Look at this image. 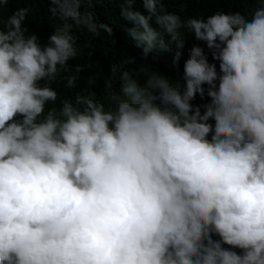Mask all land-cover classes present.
<instances>
[{
  "label": "clouds",
  "instance_id": "1",
  "mask_svg": "<svg viewBox=\"0 0 264 264\" xmlns=\"http://www.w3.org/2000/svg\"><path fill=\"white\" fill-rule=\"evenodd\" d=\"M26 2L0 0V264H264V0L250 18L187 20L170 0H119L145 56L164 34L182 49V29L206 47L179 79L113 65L109 109L91 95L48 107L76 31L113 33L92 11L100 0H45L47 44L25 26L29 7L4 17Z\"/></svg>",
  "mask_w": 264,
  "mask_h": 264
},
{
  "label": "trees",
  "instance_id": "2",
  "mask_svg": "<svg viewBox=\"0 0 264 264\" xmlns=\"http://www.w3.org/2000/svg\"><path fill=\"white\" fill-rule=\"evenodd\" d=\"M256 6L251 0L247 3L243 0H170L166 4L169 11L176 12L183 20L190 17H207L216 11H239L250 18ZM18 7L31 9L25 26L29 28L30 33L37 34L42 44H47L57 23L48 12V3L45 0L9 3L4 8V17L7 18ZM121 7L119 0H100L92 5V11L98 21L110 25L113 33L109 35L102 32L100 36L92 37L86 30L76 31L80 51L74 59L69 61L68 72L62 73L52 84L59 95L58 100L54 104L50 103L48 107L58 108L65 99H70L75 103L77 95H91L93 99L103 102L106 109L114 108L115 104L110 96L113 93H120L121 85L115 82L112 88L106 87L113 65H119L122 69L132 72L141 81L151 73H162L173 79H179L183 76L184 63L189 57L190 50L194 46L206 47L204 42L195 39L194 34L182 29L184 39L182 49L177 47L176 42L172 41L170 36L164 34L166 47L163 49L157 47L145 56L143 47H138L136 41L128 34V28L132 25L121 17ZM135 7L143 10L139 3ZM153 26L158 28L155 24ZM178 53L179 58H177ZM209 60L217 63L218 66V62L213 61L211 56ZM142 65L146 67V72L139 71ZM77 66L81 67L82 71L76 72ZM69 75H75L77 78L72 88L67 87V81L63 78ZM90 77L95 79V84L91 86L88 84ZM208 102H210L209 97L201 98L199 94L192 101L194 105H203Z\"/></svg>",
  "mask_w": 264,
  "mask_h": 264
}]
</instances>
